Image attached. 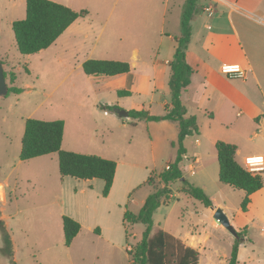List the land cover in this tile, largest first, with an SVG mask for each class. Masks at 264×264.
Instances as JSON below:
<instances>
[{
  "label": "rangeland",
  "instance_id": "1",
  "mask_svg": "<svg viewBox=\"0 0 264 264\" xmlns=\"http://www.w3.org/2000/svg\"><path fill=\"white\" fill-rule=\"evenodd\" d=\"M97 4L91 6L88 18L98 27L90 31L83 50L77 55H65L58 64V54L52 55L60 49L58 43L38 53L18 51L11 23L25 17V0H0V60L5 63L8 87L11 85L8 73L12 71L16 76L13 85L21 88L20 93L0 96V193L3 191L5 195L4 200L0 198V264H133L127 250L140 241L145 225H125L124 212L137 213L147 196L164 185L160 174L175 158L176 123L142 120L132 125V119L123 122L116 112L108 110L106 115L100 104L93 106V97L75 94L81 90L75 73L64 77L74 61L86 57V51L98 36L97 47L123 37V23L131 33L139 32L145 39L156 38L162 25L165 31H171V25L181 19L184 0H106ZM104 21L107 24L101 31L99 25ZM105 91L101 101L114 103L115 95ZM163 92L169 100V92L165 89ZM155 95L145 105L149 112L159 115L163 113V98L159 93ZM238 111L241 110L235 112ZM27 118L63 119L68 125L64 136L66 147L73 152L114 160L117 166L109 194L103 196L101 179L62 176L57 153L20 160ZM196 121L199 134L187 136L183 143L187 155L180 163L182 177L214 197L235 230L252 226L257 237L252 223L255 211L243 213L241 209L243 191L219 181L212 139L231 140L238 149L236 160L242 165L245 155L264 153V132L254 135L257 130L244 115L238 124L236 114L235 131L218 128L217 121L208 128L207 116L201 113ZM196 157L200 160L193 162ZM262 176L264 180L263 173ZM181 178L168 184L170 197L164 198L153 213L154 228L163 229L179 240H184L186 234L200 239L201 233L208 231V241L204 245L201 241L195 244L200 254L198 264H226L236 237L224 227L212 226L208 207L183 190ZM63 215L72 217L81 226L69 246L64 244ZM4 231L11 238L12 256L3 250ZM259 246L262 254H253L250 243L239 246L240 264H264L262 240Z\"/></svg>",
  "mask_w": 264,
  "mask_h": 264
},
{
  "label": "crops",
  "instance_id": "2",
  "mask_svg": "<svg viewBox=\"0 0 264 264\" xmlns=\"http://www.w3.org/2000/svg\"><path fill=\"white\" fill-rule=\"evenodd\" d=\"M52 1L76 11L81 9L88 11L85 16L73 21L53 44L40 50L50 49L55 43H58L60 49L58 52L54 50L52 55L58 54L57 62L59 64L66 58L65 55H77L83 50L82 46L86 45L85 41L90 37V31L98 27V24L92 23V20L88 18L90 10H92L91 6L106 0ZM97 6L99 5L97 4ZM207 6L212 8L211 13L205 11ZM196 7V12L199 11L201 14L195 13L191 21V37L186 50V61L193 69V73L189 85L181 93V101L186 108V115H194L197 118L198 114L201 113L203 116H207L206 125L208 128H211L213 123L217 121L218 128L231 131H235L237 128L236 114L238 124L244 115L257 130L254 135H258V131L264 132V0H203L201 3L197 0ZM164 19L165 16L161 21L163 22ZM180 20L177 24L174 22L171 25V31H165L162 25L154 39H145L141 37L142 34L139 32L131 33L122 22L123 37L118 38V40L106 41L97 47L98 36L86 51V57L74 61L64 78L75 73L81 87L80 92L77 91L75 94L81 93L85 98L93 97L91 99L93 106L95 103L116 105L118 106L115 111L117 114L120 109L127 110L128 117L118 115L123 122L132 119L129 117V110H147L149 112L145 104L151 102L157 93H159L160 98H163L161 107L164 113L166 106L170 104V98L168 100L163 90L169 92L170 96L168 87L169 62L172 60L176 48L175 37L181 34ZM106 24V21L102 22L99 29L102 31ZM137 28L139 29V27ZM94 54L98 55L93 56ZM88 59L127 61L130 64V71L115 76L87 75L82 70V64ZM1 62L5 70V63ZM223 64H239L245 70V77L233 78L223 74L221 72ZM105 90H109L115 95L114 103L108 104L101 101V97L107 92ZM118 91H128L129 94L119 95ZM238 109L241 111L236 113L235 111ZM107 112L104 110L103 113L109 115ZM142 120L147 121L132 119L130 122L135 125L137 121ZM63 121L64 131L61 147L64 150L72 151L73 149L64 144L68 125L65 120ZM174 123L177 125V122ZM223 140L228 143L231 142L229 139ZM216 141V138L212 139L214 146ZM257 154L264 156L263 152L250 153L249 155ZM186 155L187 151L184 157ZM237 156L238 149L236 146L235 159ZM246 156L248 155L242 159V166ZM199 160L200 158L196 157L193 162ZM189 169L193 173V165L190 164ZM262 173L264 174V171ZM210 197L212 206L221 208V205L215 202L214 197ZM0 198L3 200L5 198L3 191L0 193ZM208 209V217L212 226L223 228L213 218V210L210 207ZM250 210L255 211L256 219L252 223L258 235L254 237L252 226L240 228L238 231H244L245 240L239 246L250 243L253 254H262V247L259 246V242L262 240L264 243V183L259 190L250 195V202L243 213H248ZM201 235L202 237L197 239L199 236L186 234L185 239L181 241L198 250L195 244L201 241L204 245L210 237L208 231L201 233ZM239 250L240 247H238L237 253L238 264L241 263Z\"/></svg>",
  "mask_w": 264,
  "mask_h": 264
},
{
  "label": "trees",
  "instance_id": "3",
  "mask_svg": "<svg viewBox=\"0 0 264 264\" xmlns=\"http://www.w3.org/2000/svg\"><path fill=\"white\" fill-rule=\"evenodd\" d=\"M197 0H185L181 13V34L175 37L176 48L169 62L170 75L168 87L170 104L161 115L150 114L147 110H129L132 119L147 121L170 120L177 122V152L173 161L169 162L165 171L160 174L164 185L156 188L147 196L137 213L126 210L123 215L125 225L142 223L145 229L134 248L127 250L133 264H198L200 254L195 248L185 245L181 240L160 228H154L153 213L170 197L168 184L183 176L180 162L186 154L184 139L199 133V127L194 115L187 116L186 108L181 101V93L190 83L193 69L186 61V50L191 37V21L196 13ZM26 15L23 19L12 22V31L18 51L21 54H33L48 48L77 18L85 16L86 9L73 10L68 6L52 0H25ZM82 70L87 75L115 76L130 71L127 61L88 59L83 62ZM10 86L8 92L20 93L21 88L13 85L15 73H8ZM6 79L7 72L4 71ZM7 92V93H8ZM119 95H128V91H118ZM105 111H116V105H100ZM64 121L62 119L41 120L27 118L24 122V133L21 141L19 159L29 160L50 153H57L58 167L62 176L77 179H101L103 181V196H107L112 187L116 162L95 154L78 153L62 149ZM215 149L219 165V181L244 192L241 202L242 211H246L250 195L263 186L262 172H249L236 159V145L217 140ZM151 177L147 179L150 181ZM183 190L191 197L200 201L206 207L212 206V201L204 190L183 180ZM64 244L69 246L80 231V223L69 216H62ZM227 264H238L237 253L239 245L245 240L244 231H236ZM3 250L12 256V242L7 231L3 232Z\"/></svg>",
  "mask_w": 264,
  "mask_h": 264
},
{
  "label": "built area",
  "instance_id": "4",
  "mask_svg": "<svg viewBox=\"0 0 264 264\" xmlns=\"http://www.w3.org/2000/svg\"><path fill=\"white\" fill-rule=\"evenodd\" d=\"M211 7L207 6L205 11L211 13ZM221 72L229 77L244 78L245 70L239 64H223L221 66ZM243 166L252 173H258L264 171V156L248 155L243 160Z\"/></svg>",
  "mask_w": 264,
  "mask_h": 264
},
{
  "label": "water",
  "instance_id": "5",
  "mask_svg": "<svg viewBox=\"0 0 264 264\" xmlns=\"http://www.w3.org/2000/svg\"><path fill=\"white\" fill-rule=\"evenodd\" d=\"M8 92V85L4 76V68L3 64L0 61V96L4 95ZM118 115L120 117H128V111L120 109L118 110ZM181 180H184V177L181 178ZM210 208L213 210V218L221 225L223 226L226 230H228L233 236L237 237V232L233 228L229 218L227 215L222 211L221 208L219 207H213L210 206Z\"/></svg>",
  "mask_w": 264,
  "mask_h": 264
}]
</instances>
